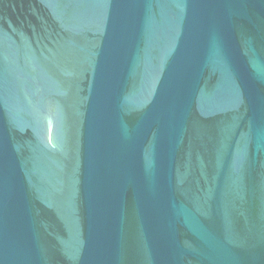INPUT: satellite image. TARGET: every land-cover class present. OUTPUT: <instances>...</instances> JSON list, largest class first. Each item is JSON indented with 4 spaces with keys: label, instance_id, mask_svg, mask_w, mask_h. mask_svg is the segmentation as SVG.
<instances>
[{
    "label": "water",
    "instance_id": "1",
    "mask_svg": "<svg viewBox=\"0 0 264 264\" xmlns=\"http://www.w3.org/2000/svg\"><path fill=\"white\" fill-rule=\"evenodd\" d=\"M0 264H264V0H0Z\"/></svg>",
    "mask_w": 264,
    "mask_h": 264
}]
</instances>
